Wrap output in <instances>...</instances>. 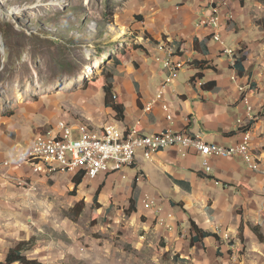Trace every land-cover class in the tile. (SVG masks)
I'll return each instance as SVG.
<instances>
[{"label":"rangeland","instance_id":"374dc122","mask_svg":"<svg viewBox=\"0 0 264 264\" xmlns=\"http://www.w3.org/2000/svg\"><path fill=\"white\" fill-rule=\"evenodd\" d=\"M206 1L193 2L205 8L201 3ZM243 3L261 30L252 40L264 44V0ZM194 4L189 0H0V155L14 157L21 147L10 154L13 146H29L36 135L62 120L93 129V125L118 122L105 107L102 86L107 74L113 77L115 91L135 85L138 73L155 66L161 69L152 59L154 48L164 55L162 48L167 51L173 46L169 42L157 45L159 32L167 23L177 40L185 24L179 27L170 19L176 13L186 16ZM183 6L186 9L180 10ZM235 38L229 37L226 47L239 56ZM92 68L95 74L89 72ZM191 70L179 73L181 85L187 83ZM160 75L165 79L166 72ZM153 82L158 88L160 76ZM125 99L131 111L133 101ZM244 106L255 120L260 116L250 98ZM74 136L79 138L77 130ZM251 151L256 173H264L252 145ZM125 174L134 172L127 169L103 181L102 208L94 224L92 206L101 176L75 190L69 175L20 181L13 172L5 173L3 179L19 191L9 210L18 215L14 222L30 234L29 251L41 249L49 264H264V243L253 232L247 240L237 235V243L234 239L229 245L233 251L224 254L206 247V242L192 247L184 232L188 222L179 223L160 203L154 209L157 213L146 211L138 197L136 213H131L134 186ZM80 201L85 203L84 210L75 214L72 210ZM176 212L180 216L182 209L177 206Z\"/></svg>","mask_w":264,"mask_h":264},{"label":"crops","instance_id":"0c3cea01","mask_svg":"<svg viewBox=\"0 0 264 264\" xmlns=\"http://www.w3.org/2000/svg\"><path fill=\"white\" fill-rule=\"evenodd\" d=\"M189 1L194 4V0ZM216 1H227L228 7L223 9L224 13L232 12L236 15L235 22H224L222 34L225 44L229 37H236L234 50H238L237 54L246 58L242 64L243 75L239 76L237 73V80L233 81L236 72L230 69L228 59L221 54L223 47L213 40L211 29L200 28L198 24L197 29L196 23L193 26L194 22H199L202 14L215 12L212 0L201 3L202 6L206 5L205 8L194 4L189 8L186 16L176 13L170 19L173 25L177 23L181 27L182 23L185 24L182 27L185 30L181 32L179 38L173 39L176 36L171 34V29L166 23V28L162 27V33L158 34L161 40L157 43V45L162 42L179 43V46L186 49L187 54L194 57L190 59V65L194 68L186 76L187 83L181 85L177 79L169 88H163L164 78L160 75L163 70L156 66L145 73H138L135 85L116 88L114 91L120 95V103L126 107V119L124 122H113L122 127L138 128L145 135L161 133L168 128L177 131L187 129L195 135H200L206 142L224 146H232L249 137L252 149L264 168V44L252 40L261 33V30L254 25L251 11L243 0ZM181 8L183 9L184 6L179 9ZM195 41L198 42L197 48ZM162 51H165L164 55H168L166 49L162 48ZM154 53H157L156 47ZM196 62L200 64H195ZM158 76H160V84L155 88L156 84L153 80ZM195 79L202 80L203 86L197 85ZM247 85H250L251 92L248 94V100L251 99L255 114H260L254 121L249 120L250 114L246 112L243 101L246 95L240 91ZM160 94L163 98L157 101ZM126 96L133 101L131 111L126 106ZM162 104H168L174 118L172 122L167 120ZM149 105L152 106L151 111L146 110ZM108 110L115 115L112 109ZM187 119L190 121L188 122ZM240 120L243 123L240 124ZM65 122L73 125L83 124L68 119ZM102 126L104 124L93 125L94 129ZM19 146L23 147L21 144L13 146L15 150H10V154L16 153ZM0 148H2L1 142ZM250 152L253 157L251 150ZM7 155L9 154L4 153L0 158ZM135 163V168L132 170L134 174H125L129 184L135 185V194L132 190V197L135 195L137 202V198L142 200L144 195L154 198L170 215L173 214L179 223L188 222V228L183 227L184 232L190 231L191 219H193L201 230L219 236L220 241L213 238L206 239L204 241L206 247L225 254L230 250L233 251V247L229 245L234 239L237 243V235L240 234L241 229L245 240L251 238L250 226H259L262 232L264 231V176L252 172L242 159L213 160L210 163L213 172L209 175L203 170L200 156L190 154L183 157L174 149H166L150 161L139 154ZM254 164L253 162L252 166ZM139 172L146 174L144 182H135V176ZM13 175H18L20 181L25 180V178L21 179L20 172H14ZM4 176L6 175H0V263L21 242H29L31 239L30 234L25 233L23 227L14 222L18 219L15 216L18 215L9 210V204L12 205L14 199L19 196V191L16 192L15 188L3 179ZM100 176L102 179L97 183V190L106 177L110 178L106 175ZM88 180L83 179L81 185ZM100 197H103V194ZM172 202L175 203L174 207L171 205ZM180 203L184 205L187 214L182 210L180 216L177 215L176 209ZM150 211L157 213L156 210ZM24 254L28 259L38 261L39 264H49L47 256L41 249H36L34 252L26 251Z\"/></svg>","mask_w":264,"mask_h":264},{"label":"built area","instance_id":"2783aa9c","mask_svg":"<svg viewBox=\"0 0 264 264\" xmlns=\"http://www.w3.org/2000/svg\"><path fill=\"white\" fill-rule=\"evenodd\" d=\"M212 3L215 4V12L202 14L198 23L206 25L215 32L213 40L223 47L220 52L228 59L230 69L236 72L232 78L236 81L239 56L231 55V48L226 47L222 34L224 22H235L236 15L232 12L224 13L223 9L228 7L227 1L212 0ZM190 59L194 57L178 50H172V55L154 53V62L166 72L163 88H169L174 84L179 73L184 69L194 68L190 66ZM195 83L203 86L200 79H195ZM248 92H250V85L245 86V92H243L246 95L243 100L246 105L249 104ZM162 98L160 94L156 100L161 101ZM146 110L151 111L152 106L149 105ZM162 110L167 114V120L172 122L174 118L168 104H162ZM250 117L252 121L253 115L250 114ZM187 121L190 120L187 119ZM239 123L241 124L242 121L240 120ZM75 130L79 132L78 139L74 136ZM20 149L14 157L0 160V175L20 172L21 178L27 181L35 177L49 179L51 174L70 175L73 178L82 176L86 180H95L100 175L111 176L127 169L133 170L139 154L150 161L166 149L177 150L183 157L190 154L200 156L203 170L207 175L213 172V166L210 163L216 159H242L245 165L256 173V169L252 166L253 159H250L251 143L247 142V137L232 146H224L206 142L200 135H195L187 129L177 131L168 128L161 133L145 135L138 128L120 127L116 122L93 129L85 124L74 126L62 120L55 127L36 135L29 146ZM259 174L264 176V173ZM124 178L127 176L124 175ZM145 180L144 172H139L135 176L137 183ZM142 200L144 209L148 211L154 210L158 203L150 196ZM160 210L161 208H158V212Z\"/></svg>","mask_w":264,"mask_h":264},{"label":"trees","instance_id":"16d2710c","mask_svg":"<svg viewBox=\"0 0 264 264\" xmlns=\"http://www.w3.org/2000/svg\"><path fill=\"white\" fill-rule=\"evenodd\" d=\"M213 38V35H212ZM174 48V50H178V52L186 53V50H184L183 46H176L174 43L171 44ZM198 42L195 41V48H197ZM198 51V50H197ZM246 61V58L239 55L238 62H237V73L239 76L243 75V63ZM195 64H200L199 62H196ZM203 70H205V67H203ZM113 77L110 74H107L106 77V83L103 87V92L105 93V107L108 109H112L113 112L116 114V120L118 122H124L126 119V107L124 104L119 102V96L115 94L114 92V86L111 83ZM213 85V84H211ZM136 182V181H135ZM73 183L75 185V190L78 189L79 186L83 183V177H75L73 179ZM135 186V185H134ZM103 190V184L99 187L95 197H94V203L92 206V213H93V223L95 224V221L97 219V212L102 208L101 204L99 203V198ZM133 192L135 194V187L133 189ZM85 203L83 201L78 202L75 207L73 208L72 212H75V214H80L84 210ZM172 207L175 206V203H171ZM136 207H137V200L134 197L130 200V212L136 213ZM178 207H180L184 213H188L184 209L183 204H178ZM79 211V212H78ZM251 231L254 233L253 236L256 237L258 242L264 243V236L261 231V227L259 226H252ZM243 233V229L240 230V235ZM188 237L190 238V245L192 247H195L197 244H203L204 241L208 238H213L216 241H220V238L216 234H212L210 232H205L199 228L197 223L191 219V225H190V231L187 233ZM29 242H21L15 249L11 250L5 260L0 264H39L38 261L30 260L25 256V252L29 251L28 245ZM230 253V252H228Z\"/></svg>","mask_w":264,"mask_h":264},{"label":"bare ground","instance_id":"6f19581e","mask_svg":"<svg viewBox=\"0 0 264 264\" xmlns=\"http://www.w3.org/2000/svg\"><path fill=\"white\" fill-rule=\"evenodd\" d=\"M214 39H215V35H214ZM172 50H173V48H169L167 51H168V55H172ZM231 55H235V52L233 51V50H231ZM90 73H96L95 72V68H92V69H90V71H89ZM242 91L244 90V89H241ZM249 138V137H248ZM249 143V142H248Z\"/></svg>","mask_w":264,"mask_h":264}]
</instances>
